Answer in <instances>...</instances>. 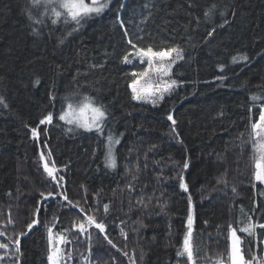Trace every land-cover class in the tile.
I'll use <instances>...</instances> for the list:
<instances>
[{"label":"trees","instance_id":"obj_1","mask_svg":"<svg viewBox=\"0 0 264 264\" xmlns=\"http://www.w3.org/2000/svg\"><path fill=\"white\" fill-rule=\"evenodd\" d=\"M53 19L50 8H33L32 0H0V242L12 251L10 240L27 232L16 258L48 264L52 227L54 236L65 233L71 241L70 264H187L177 252L191 198L198 264L226 262L228 226H238L241 209L264 223V185L253 179L248 142L251 97H261L257 117L264 103V0H111L105 14L76 31L74 22ZM130 39L183 50L172 74L178 89L158 107L132 99L128 74L139 68L122 63ZM64 97L103 105L110 114L105 130L68 134L58 119ZM49 113L53 123L41 125ZM112 131L121 143L109 172ZM39 151L64 177L63 191L77 207L59 195L41 197L60 189L43 172ZM85 215L105 223V233L89 228V240L74 230ZM36 218L40 223L28 232ZM239 235L246 258L249 249L264 257V237ZM0 257V264H16L4 252Z\"/></svg>","mask_w":264,"mask_h":264},{"label":"snow or ice","instance_id":"obj_2","mask_svg":"<svg viewBox=\"0 0 264 264\" xmlns=\"http://www.w3.org/2000/svg\"><path fill=\"white\" fill-rule=\"evenodd\" d=\"M110 3L111 0H90V2H86V0H32V7L36 8L41 5L46 9L50 7L51 14L55 17V19L51 21L52 24H57L58 21L63 18L65 24L74 22L77 27L74 28L73 31H76L82 22H86L93 16L99 17L102 14H105L106 10H109ZM121 7H123V5H121ZM25 11L28 12V18L31 20L33 13L30 9H25ZM208 15L209 12L206 11L205 16ZM121 26L123 27V25ZM33 31H35V29H33ZM127 34L128 33H125V35ZM209 35H212V33L210 32ZM128 43L131 45L132 51H128L122 56V63L132 64L133 57L142 63L145 61L147 62V67L142 71H133L128 74L131 77V82L128 84V87L131 89L132 99L143 103H151L155 107L159 101L164 99L166 93L170 95L171 91L179 86L177 80L171 79V76L173 74V66L176 65L178 61L184 59L183 50L171 46H138L137 43L133 42L131 39ZM152 74H155L160 78L159 84H153L151 81ZM164 77H167L168 79L165 80L163 79ZM69 99V97L63 98L64 101H68ZM260 99L261 97L256 95L251 97L253 107H249L248 109L251 126V133L248 142L253 145L254 149L253 179L260 184H264V103L258 107V117L253 110L255 102ZM0 103H3V101L0 100ZM109 116L110 114L103 105H97L93 103L90 97H84L77 105L68 102L66 108L62 110L58 119L64 121L68 125H74L76 128L84 129L85 131L95 130L97 133H101L105 130V124ZM167 119L170 120L173 125L176 124V120L171 114L168 115ZM46 123H53V114L49 113L40 121L41 125ZM71 130L72 129H69V131ZM172 131L175 132V128H173ZM32 133L33 136H36V129H33ZM107 140L106 166L114 169L116 167V157L113 148L114 145L118 144L120 141L118 138H114L111 133L108 134ZM40 159L44 162V171L47 173L48 177L56 182L57 188L60 189V191L56 193H41V197L46 200L49 197L54 198L59 195L62 200L67 201L71 207H77L78 205L73 204L69 200L67 194L63 191V185L61 182L64 180V177H57V169L55 165L53 164L50 167L43 154H41ZM183 168L188 169L189 163L184 162ZM133 179H135V177H133ZM179 180L180 188L187 192L188 186L182 175L179 177ZM218 183L226 182L221 180L218 181ZM232 190L233 192L236 191L235 188ZM40 210L41 209L37 207L35 211L37 217ZM105 210H108V205H105ZM188 210V230L183 238L182 249L177 252V256L181 258L186 257L187 264H198V250L195 248L193 241L191 198H189ZM80 211L84 212L85 210L81 208ZM262 216H264V214H262ZM9 223H12V221L10 220ZM39 223L40 221L38 218L32 219L27 225L28 232L33 230L34 226ZM237 225L238 226H233V224L230 223L228 226L229 248L226 262L223 257H220L215 261V264H264V257H258L255 254H251V249H249V258H246L245 251L242 247L245 241L240 235H238V233H244L247 237H264V223H259L258 220H254L253 217L249 216L242 208L241 219L237 221ZM89 228H95L103 234L105 233L106 226L105 223L99 222L93 215H85L82 218V222L73 224L74 230L78 231L81 235H87V238L90 240L91 234L88 231ZM257 228L261 230L259 233H257ZM47 232L49 244L47 256L48 264H65L66 260L72 258V253H65V250L61 245L71 243V241L67 239L65 233H60L54 237L52 227H48ZM4 235L5 233L0 231V237ZM25 235H27V232L22 231L10 240L15 253H20V237ZM104 239L107 240L108 244L112 245L113 248L116 247V244H114L106 234L104 235ZM259 243H264V241H259ZM0 249H9V243L0 242ZM124 254L127 255V253ZM0 259H2V257H0ZM85 259L87 260L88 258L86 257ZM16 264H20L19 257L16 258Z\"/></svg>","mask_w":264,"mask_h":264},{"label":"rangeland","instance_id":"obj_3","mask_svg":"<svg viewBox=\"0 0 264 264\" xmlns=\"http://www.w3.org/2000/svg\"><path fill=\"white\" fill-rule=\"evenodd\" d=\"M89 2H90V0H89ZM42 6V8H45L43 5H41ZM41 6H39V7H41ZM50 8V7H49ZM61 11H63V10H61ZM181 61L182 60H180V61H178L177 62V64L176 65H174L173 66V69L178 65V64H180L181 63ZM125 66H130V67H134V66H138V68H139V70L138 71H142L145 67H147V62L145 61V62H140L139 60H137V59H135L134 57H133V63L132 64H125ZM163 79H168L167 77H164ZM171 79H172V76H171ZM151 81L153 82V84L155 85V84H159L160 83V78H158L155 74H152L151 75ZM178 89V86L177 87H175L172 91H171V94L172 93H174L176 90ZM171 94L169 95V94H165V96H164V99L165 98H167V97H169V96H171ZM83 99V98H82ZM82 99H77V98H73V99H71L70 101H68V102H71V103H73L74 105H77V104H79V102L82 100ZM163 99V100H164ZM162 100V101H163ZM135 102H137V103H139V104H144V105H147V106H151V107H154L153 106V104H151V103H143V102H141V101H137V100H134ZM162 101H159V103L157 104V106H155V107H158L159 106V104L162 102ZM67 102V103H68ZM67 103H66V105H65V107L64 108H66V106H67ZM94 103V102H93ZM61 123L64 125V126H66L67 128H68V130L69 129H72L68 134H70V135H77V134H79V133H94V132H96L95 130H93V131H85L84 129H80V128H76L74 125H68V124H66L64 121H61ZM111 134L113 135V137L114 138H118L117 136H116V134L112 131L111 132ZM74 135V136H75ZM119 139V143L118 144H115L114 145V148H113V152H114V155H115V157H116V149H117V147L119 146V144L121 143V138H118ZM107 144H108V140H107ZM107 144H106V146H107ZM106 155H107V147H106V149H105V163H106ZM105 166H106V164H105ZM116 166H117V164H116ZM106 168L109 170V172H113V171H115V169H116V167L113 169V168H109V167H107L106 166ZM260 184V183H259ZM261 185H264V184H261ZM238 235H239V233H238ZM54 236V235H53ZM55 237V236H54ZM68 245H70L69 243H67V244H63V245H61V247L65 250L66 249V247L68 246ZM0 252H4L6 255H7V258H9V259H11V260H14L15 258H16V253H15V251H14V249H12V251L10 250V249H7V250H5V249H0ZM13 253V254H12ZM65 253H66V251H65ZM71 263V260L69 259V260H66L65 261V264H70Z\"/></svg>","mask_w":264,"mask_h":264},{"label":"water","instance_id":"obj_4","mask_svg":"<svg viewBox=\"0 0 264 264\" xmlns=\"http://www.w3.org/2000/svg\"><path fill=\"white\" fill-rule=\"evenodd\" d=\"M41 152L39 151V153H38V156H39V159H40V156H41ZM40 163H41V168H42V170H43V172L47 175V173L44 171V169H43V161H41V159H40ZM48 176V175H47Z\"/></svg>","mask_w":264,"mask_h":264}]
</instances>
